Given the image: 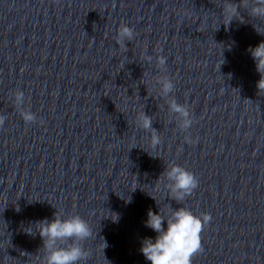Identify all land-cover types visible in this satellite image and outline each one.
<instances>
[{
	"label": "water",
	"instance_id": "95a60500",
	"mask_svg": "<svg viewBox=\"0 0 264 264\" xmlns=\"http://www.w3.org/2000/svg\"><path fill=\"white\" fill-rule=\"evenodd\" d=\"M226 2L0 0V264H39L35 224L56 213L92 229L85 264H150L148 211L179 207L212 218L192 264H264V92L248 52L264 22L240 7L228 24ZM121 25L134 30L127 48ZM158 76L175 85L168 98ZM18 90L35 123L14 106ZM171 98L191 114L186 132ZM143 111L158 145L136 124ZM172 164L199 182L179 204L157 182Z\"/></svg>",
	"mask_w": 264,
	"mask_h": 264
},
{
	"label": "clouds",
	"instance_id": "9594fccd",
	"mask_svg": "<svg viewBox=\"0 0 264 264\" xmlns=\"http://www.w3.org/2000/svg\"><path fill=\"white\" fill-rule=\"evenodd\" d=\"M240 7L246 8L250 17L264 22V0H239L238 4L227 0L221 13L228 18V24L238 15ZM252 26L257 34L264 35V31L260 30L261 27L258 24H252ZM133 39L134 30L131 27L121 25L118 28L116 35L118 45L127 48L125 42H131ZM248 52L255 63L256 71L260 74L256 85L259 94L264 92V42L259 43L255 48L250 47ZM146 60L150 62L152 57L147 56ZM166 63L165 57L157 58L161 71L165 70ZM155 83L162 97L168 98L174 91L175 85L167 76L156 77ZM25 103L24 92L20 90L14 92L13 104L19 110L22 120L25 123H35L37 116L30 109L23 107ZM167 104L169 113L176 119L180 131L186 132L190 129L193 119L187 106L177 103L175 98L168 99ZM5 120V116L0 115V128L4 127ZM136 124L139 128L150 131L152 145L160 143L158 132L152 126V117L143 111L138 114ZM161 177L167 181L164 188L170 193L169 199L177 204L191 196L199 184L192 172L175 164L165 167L157 182ZM168 207L172 208L171 205ZM211 219L209 214L196 216L184 207L172 210L171 215L167 217L161 214L160 209L158 213L149 210L144 226L157 235L155 239L144 238L140 251L150 264H192L193 257L203 251L201 233ZM35 228L43 242L41 250L43 255H36L39 264H85L89 258V252L83 247V242L92 236V229L79 215L62 218L56 213L51 222L44 219L37 222ZM27 233L34 234L31 228Z\"/></svg>",
	"mask_w": 264,
	"mask_h": 264
}]
</instances>
